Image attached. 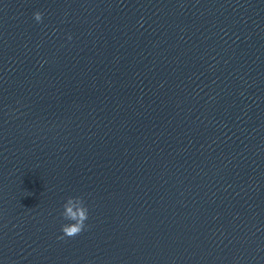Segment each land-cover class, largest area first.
Returning a JSON list of instances; mask_svg holds the SVG:
<instances>
[{
  "label": "water",
  "instance_id": "water-1",
  "mask_svg": "<svg viewBox=\"0 0 264 264\" xmlns=\"http://www.w3.org/2000/svg\"><path fill=\"white\" fill-rule=\"evenodd\" d=\"M0 264H264V0H0Z\"/></svg>",
  "mask_w": 264,
  "mask_h": 264
},
{
  "label": "clouds",
  "instance_id": "clouds-1",
  "mask_svg": "<svg viewBox=\"0 0 264 264\" xmlns=\"http://www.w3.org/2000/svg\"><path fill=\"white\" fill-rule=\"evenodd\" d=\"M43 15L42 12L37 11L34 13V19L37 22H42ZM63 208L64 211L61 214L63 218L67 221H72V223H66L62 226V232L64 235L71 238L81 234L87 227L86 222L90 215L84 197H69L63 205Z\"/></svg>",
  "mask_w": 264,
  "mask_h": 264
}]
</instances>
